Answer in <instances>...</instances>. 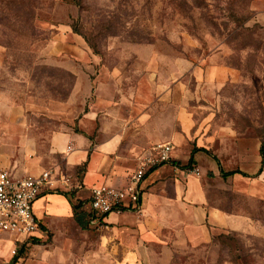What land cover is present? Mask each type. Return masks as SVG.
Returning <instances> with one entry per match:
<instances>
[{
  "label": "rangeland",
  "instance_id": "obj_1",
  "mask_svg": "<svg viewBox=\"0 0 264 264\" xmlns=\"http://www.w3.org/2000/svg\"><path fill=\"white\" fill-rule=\"evenodd\" d=\"M163 142L180 166L141 185L163 223L42 215L0 264H264V0H0V170L77 203Z\"/></svg>",
  "mask_w": 264,
  "mask_h": 264
},
{
  "label": "built area",
  "instance_id": "obj_2",
  "mask_svg": "<svg viewBox=\"0 0 264 264\" xmlns=\"http://www.w3.org/2000/svg\"><path fill=\"white\" fill-rule=\"evenodd\" d=\"M172 158L171 143H157L144 157L127 186L106 183L93 186L85 205L94 214V220L105 221L111 213L140 210L143 203L141 185L146 172L152 166L169 163ZM52 183L49 171L17 176L8 170H0V233L10 235L15 243L42 237L45 230L41 227L43 223L36 213L35 203Z\"/></svg>",
  "mask_w": 264,
  "mask_h": 264
},
{
  "label": "crops",
  "instance_id": "obj_3",
  "mask_svg": "<svg viewBox=\"0 0 264 264\" xmlns=\"http://www.w3.org/2000/svg\"><path fill=\"white\" fill-rule=\"evenodd\" d=\"M106 150H109V149L106 148ZM102 154H103V156H106L108 154V152L102 153ZM88 162H90V166H91L92 160L90 161V159L88 158L86 163L89 164ZM165 167L166 166L163 165L162 167L157 168L155 171H153L151 174H149L146 177V181H145V182H147V185H150L156 179V177L161 173V171L164 170ZM88 178H90V177H87V179ZM118 183L122 184V182H118ZM123 187H125V186H123ZM152 187L153 186L148 188V192H144V190H143V203H142L143 206H142V208H143V211L147 212V214H151V216L154 217V219H152V220H154L152 222L153 224H156L157 222L163 223L162 221L164 220V217H165L164 215L167 213H166L165 209H159L157 206H155L157 204V200L151 192ZM72 197L69 196V194L51 192V191H49V189L46 190V192L35 203L36 213H37L38 217L40 218V220L42 221V223L44 221L41 219L42 215H47V216H55V215H59V216L66 215L67 216V215H69V216H73L74 215V208H73V203H74L73 200L74 199ZM76 197L77 196H75V199H76ZM48 198H49V200H47ZM44 200L46 203H44ZM86 200H88V199H86ZM76 201L78 203V201H81V199H78ZM38 203H39V205H38ZM58 206H62L63 209L62 210L58 209ZM82 209L87 211L88 207L86 206L85 208H82ZM128 218H129V215L126 213H111L108 216L107 220L108 221L112 220L115 222H123V221L127 220ZM43 225H44V223H43Z\"/></svg>",
  "mask_w": 264,
  "mask_h": 264
},
{
  "label": "trees",
  "instance_id": "obj_4",
  "mask_svg": "<svg viewBox=\"0 0 264 264\" xmlns=\"http://www.w3.org/2000/svg\"><path fill=\"white\" fill-rule=\"evenodd\" d=\"M198 150H204V149H200V148H194L191 152V156L189 158V162L188 164L185 166H182L181 168L183 169H193L194 168V164L196 163V158H195V154L197 153ZM260 154H261V157H262V160H261V165L264 166V145L261 147L260 149ZM172 164H174L175 166H180V163L176 160H171L170 161ZM169 162V163H170ZM164 164H167V163H163V164H160V165H155V166H152L145 174V177L148 176L149 174H151L153 171H155L157 168L161 167L162 165ZM222 171V177L223 178H227L229 176H234L236 174H241V175H244V176H249V174L245 173L244 171L240 170V169H233V170H229V171H225V170H221ZM263 171V167H261L259 169V171L254 175V176H258L259 174H261ZM65 194H68V193H65ZM142 200V199H141ZM85 202H87V200H81V201H78V203H73V208H74V218L76 219L77 222L80 223V225H82V227L86 228L89 223H90V219H94V214L90 211H86L84 209H82V207L84 206ZM90 219H89V218ZM88 218V219H87ZM42 229L47 231V228L42 224L41 225ZM33 241L34 240H40L38 237H34L32 239Z\"/></svg>",
  "mask_w": 264,
  "mask_h": 264
}]
</instances>
